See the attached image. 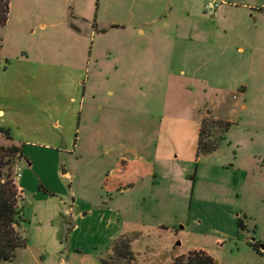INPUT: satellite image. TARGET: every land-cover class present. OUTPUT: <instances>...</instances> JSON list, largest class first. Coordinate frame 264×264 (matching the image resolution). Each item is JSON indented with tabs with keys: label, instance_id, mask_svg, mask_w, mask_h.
I'll return each instance as SVG.
<instances>
[{
	"label": "rangeland",
	"instance_id": "obj_1",
	"mask_svg": "<svg viewBox=\"0 0 264 264\" xmlns=\"http://www.w3.org/2000/svg\"><path fill=\"white\" fill-rule=\"evenodd\" d=\"M208 1L11 0L0 126L23 146L27 247L0 264H177L202 245L218 264H264L249 244L264 245V0ZM200 120L212 153H197ZM127 150L154 172L115 197L106 175Z\"/></svg>",
	"mask_w": 264,
	"mask_h": 264
},
{
	"label": "trees",
	"instance_id": "obj_2",
	"mask_svg": "<svg viewBox=\"0 0 264 264\" xmlns=\"http://www.w3.org/2000/svg\"><path fill=\"white\" fill-rule=\"evenodd\" d=\"M10 14V0H0V27H4ZM233 124V123H232ZM228 124V128L232 126ZM225 131V132H226ZM0 132L12 141V145L5 147L0 146V263L3 261H13L17 258L21 249L27 247V239L22 235L20 227L24 221L22 207L19 203L18 190L13 184L11 173L3 169L5 165L11 164V157L18 156L19 161L24 158L23 146H19L13 142V138L9 130L0 126ZM207 128L204 121L201 122L199 131L197 153L208 154L217 150L220 143L208 139ZM223 139V138H222ZM239 228H244L242 218L238 219ZM123 237V236H122ZM129 237V236H125ZM121 240H116L113 244V254L117 257H129L132 255L130 245L127 241L122 243ZM259 242L251 243V246L260 252ZM102 264H108L102 260ZM177 264H218L217 259L206 251H192L188 255H182L177 258Z\"/></svg>",
	"mask_w": 264,
	"mask_h": 264
},
{
	"label": "crops",
	"instance_id": "obj_3",
	"mask_svg": "<svg viewBox=\"0 0 264 264\" xmlns=\"http://www.w3.org/2000/svg\"><path fill=\"white\" fill-rule=\"evenodd\" d=\"M74 3L76 4V6H79V1L80 0H73ZM59 4V3H57ZM11 0H10V12H11ZM58 10L62 9L63 7L59 4L57 5ZM11 17V13L9 14V20ZM171 23H166V25H170ZM6 26V25H5ZM46 28L47 25L46 23H42V25H40V28ZM75 30L76 27H74ZM6 70H8L7 67H5ZM245 87V86H243ZM245 89L242 92V94L244 93ZM242 108H245V104L241 105ZM5 111L3 109H0V118H4L5 117ZM201 122V120H200ZM200 127L201 124L199 125V131H200ZM21 161L22 159L19 161V166H21ZM154 172V167L151 161L146 162L144 160V158H142V156H140L136 151H129L127 150L126 152H119L113 162V165H111V167L109 168L108 174L106 175V181H105V185L108 187L107 189L111 192V195L115 197H118L119 194H129L132 190L135 189L137 181L140 180L142 177H146V176H150L152 175ZM23 179L24 176H21V178L18 181V186L21 190L22 193V198L24 200V198L26 197V193H27V189L26 186L23 183ZM116 193H118V196L116 195ZM44 201H38V200H34L33 204L34 207H41ZM38 205V206H36ZM63 205L67 206V208L65 209L64 212H62L61 214H63V216L66 218L67 216H69V214L72 212L73 209V205H68L67 203H63ZM21 206V204H20ZM70 206V207H69ZM57 215V213L54 214ZM71 215V214H70ZM72 216V215H71ZM238 218H240L239 215H237ZM234 222V220H233ZM66 224V223H65ZM114 224V222L112 221V218H108V223L107 226L111 227ZM67 226V224H66ZM160 228H164V230L167 231H172V228H168L165 225H160ZM238 226V224H237ZM73 229V228H72ZM174 231V230H173ZM135 232V231H134ZM234 232V231H233ZM129 233H133L130 231L127 232H122L119 234V236L117 238H119L120 236H122L123 234H129ZM236 235V232L234 233ZM205 237H212L213 235H204ZM116 238V239H117ZM223 238L220 236H215L214 240L212 242H214L215 245L218 244H222L223 243ZM253 242H257L256 239H250L249 240V244L251 245V243ZM194 249L199 248V247H193ZM260 252L256 251L255 249V255L256 256H260L262 257V255L264 254V247L262 245H260ZM26 249V248H24ZM199 249H203L207 252L210 253V255H212L213 257H215L217 259L218 257V252L216 249H213L211 247H207L205 245H202ZM23 250V249H22Z\"/></svg>",
	"mask_w": 264,
	"mask_h": 264
},
{
	"label": "built area",
	"instance_id": "obj_4",
	"mask_svg": "<svg viewBox=\"0 0 264 264\" xmlns=\"http://www.w3.org/2000/svg\"><path fill=\"white\" fill-rule=\"evenodd\" d=\"M217 6H218V0H211L206 3L205 10L212 13L213 11H215ZM21 176H22V168L20 166H17L14 172V181L17 185H18V181L21 178ZM17 187L19 188V186Z\"/></svg>",
	"mask_w": 264,
	"mask_h": 264
},
{
	"label": "water",
	"instance_id": "obj_5",
	"mask_svg": "<svg viewBox=\"0 0 264 264\" xmlns=\"http://www.w3.org/2000/svg\"><path fill=\"white\" fill-rule=\"evenodd\" d=\"M178 244H180V242H178ZM264 247V245H262Z\"/></svg>",
	"mask_w": 264,
	"mask_h": 264
}]
</instances>
